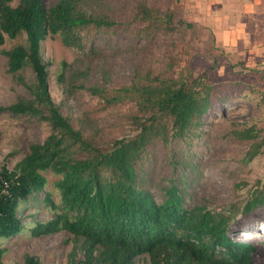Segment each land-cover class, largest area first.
<instances>
[{
	"label": "trees",
	"instance_id": "1",
	"mask_svg": "<svg viewBox=\"0 0 264 264\" xmlns=\"http://www.w3.org/2000/svg\"><path fill=\"white\" fill-rule=\"evenodd\" d=\"M98 1L56 0L46 6L43 0H18L16 5L0 0V46L5 35L24 34L26 40L2 50L8 71L17 73L29 66L33 73L29 84L20 78L31 97L0 105V113L28 115L48 126L42 142L31 143L13 168L0 170V264H7L2 260L6 249L2 241L27 229L36 238L68 232L73 244L66 264H134L141 255L147 256L149 264H255L253 241L231 236V220L238 207L247 217L264 205V184L254 188L242 206L216 210L204 199L188 206L185 179L159 185L156 198L144 170V155L154 140L166 143L178 138L189 143L198 134L211 106L209 83L189 75L175 78L148 72L135 73L129 84L119 87L85 84L86 70L69 71L67 76L66 63L61 61L55 83L66 87L67 94L87 90L98 103L84 114L72 116L67 113L66 97L57 103L52 100L49 65L41 55V43L47 36L57 35L62 44L80 48L92 30L110 31L118 23L97 6ZM134 18L141 23L133 31L138 39L172 31L179 22L174 21L170 8L160 11L145 0H136ZM124 102L133 104L125 116L134 133L100 144L89 130L88 120ZM234 133L240 139L259 135L252 127ZM262 148L264 138L260 137L241 162L249 163ZM193 166L181 159L182 173ZM47 170L59 175L53 182L59 200L46 191L52 216L28 225L19 216V206L44 188ZM9 264L44 263L28 254L23 262Z\"/></svg>",
	"mask_w": 264,
	"mask_h": 264
},
{
	"label": "rangeland",
	"instance_id": "2",
	"mask_svg": "<svg viewBox=\"0 0 264 264\" xmlns=\"http://www.w3.org/2000/svg\"><path fill=\"white\" fill-rule=\"evenodd\" d=\"M56 0H43L46 6ZM149 5L163 11L170 8L175 29L157 32L149 39H138L133 31L140 26L134 18L136 0H99L98 5L111 15L117 25L108 32L85 37L83 47L72 48L61 43L56 36H47L41 43V55L48 62L49 92L54 102L66 97L67 113L79 116L87 108L97 105V99L87 90L80 89L67 94L66 87L55 83V72L65 61L69 71L86 70L85 84L101 83L107 87L129 84L135 73H163L178 77H200L211 86V106L203 115L204 123L190 142L178 138L166 143L154 140L148 147L144 170L150 180L151 190L159 198V185L185 179L190 196L187 205L204 201L219 210L231 205L242 206L254 188L264 184V148L249 163L241 158L251 144L264 138V82H260L257 69L238 63L232 52L214 46L204 24L195 22V0H145ZM18 0H11L16 5ZM180 21H182L180 23ZM25 35L14 38L5 35L0 46V105H10L17 100L31 97L23 82L29 84L33 73L29 66L17 73L8 71V59L2 52L15 44H25ZM84 77H80L81 81ZM124 102L112 111L94 115L88 120V128L100 144L114 137H126L134 133L126 114L133 108ZM91 116V113L88 115ZM248 127L258 130L256 139H240L235 131ZM48 134V126L28 115L0 113V170L11 169L27 152L31 143L42 142ZM193 162L182 173L181 159ZM47 183L23 200L19 216L26 224L49 219L52 210L45 202V192L58 201L53 182L59 177L47 170ZM193 178V179H192ZM239 186H235V184ZM261 228V229H259ZM230 235L234 238L252 240L256 247L252 253L255 264H264V205L249 216H243L238 207L231 220ZM71 235L60 230L55 233L32 237L29 229L2 241L6 248L4 263L23 262L26 255L37 257L44 264H66L67 253L72 246ZM134 264H149L147 256L141 255Z\"/></svg>",
	"mask_w": 264,
	"mask_h": 264
},
{
	"label": "crops",
	"instance_id": "3",
	"mask_svg": "<svg viewBox=\"0 0 264 264\" xmlns=\"http://www.w3.org/2000/svg\"><path fill=\"white\" fill-rule=\"evenodd\" d=\"M192 20L204 24L214 46L260 69L258 78L264 82V0H195Z\"/></svg>",
	"mask_w": 264,
	"mask_h": 264
},
{
	"label": "bare ground",
	"instance_id": "4",
	"mask_svg": "<svg viewBox=\"0 0 264 264\" xmlns=\"http://www.w3.org/2000/svg\"><path fill=\"white\" fill-rule=\"evenodd\" d=\"M261 229V228H260Z\"/></svg>",
	"mask_w": 264,
	"mask_h": 264
}]
</instances>
